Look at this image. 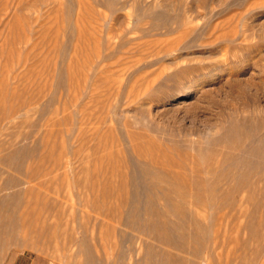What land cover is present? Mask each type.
Instances as JSON below:
<instances>
[{
  "label": "rangeland",
  "instance_id": "rangeland-1",
  "mask_svg": "<svg viewBox=\"0 0 264 264\" xmlns=\"http://www.w3.org/2000/svg\"><path fill=\"white\" fill-rule=\"evenodd\" d=\"M23 251L264 264V0H0V258Z\"/></svg>",
  "mask_w": 264,
  "mask_h": 264
},
{
  "label": "bare ground",
  "instance_id": "bare-ground-1",
  "mask_svg": "<svg viewBox=\"0 0 264 264\" xmlns=\"http://www.w3.org/2000/svg\"><path fill=\"white\" fill-rule=\"evenodd\" d=\"M259 124H260L259 125L260 127L263 125V120L261 118L259 119ZM251 146H253V145H251ZM260 146L262 148L263 147V143ZM223 155H224V158H223ZM260 155H262V154H260ZM231 157H236V156H232L231 153H230V151L229 152H223V153L221 152V155H219L218 158L208 157L207 158V161H206L205 170L206 171H237L239 169L238 168L239 166L237 164H235L233 160H232V163L231 162L229 164L228 163L227 164L225 163L226 160H224V159H228V158L230 159ZM251 159H253V158L251 157ZM255 159H256V157H255ZM255 161H257V160H255ZM224 163H225V165H224Z\"/></svg>",
  "mask_w": 264,
  "mask_h": 264
},
{
  "label": "crops",
  "instance_id": "crops-1",
  "mask_svg": "<svg viewBox=\"0 0 264 264\" xmlns=\"http://www.w3.org/2000/svg\"><path fill=\"white\" fill-rule=\"evenodd\" d=\"M0 264H42L27 252L8 253L0 258Z\"/></svg>",
  "mask_w": 264,
  "mask_h": 264
}]
</instances>
